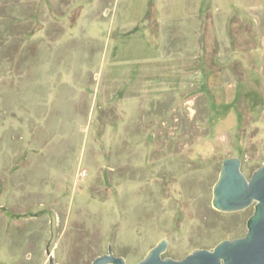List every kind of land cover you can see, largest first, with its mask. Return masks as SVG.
<instances>
[{"label":"rangeland","instance_id":"obj_1","mask_svg":"<svg viewBox=\"0 0 264 264\" xmlns=\"http://www.w3.org/2000/svg\"><path fill=\"white\" fill-rule=\"evenodd\" d=\"M227 157L264 165V0H0V264L243 237Z\"/></svg>","mask_w":264,"mask_h":264},{"label":"water","instance_id":"obj_2","mask_svg":"<svg viewBox=\"0 0 264 264\" xmlns=\"http://www.w3.org/2000/svg\"><path fill=\"white\" fill-rule=\"evenodd\" d=\"M241 159L227 157L215 187V206L231 211L253 207L247 234L233 240H223L214 248H199L187 256L163 257L169 242L155 246L137 264H264V165L249 178ZM129 264L128 256L106 253L93 264ZM50 264L52 258L50 256Z\"/></svg>","mask_w":264,"mask_h":264},{"label":"trees","instance_id":"obj_3","mask_svg":"<svg viewBox=\"0 0 264 264\" xmlns=\"http://www.w3.org/2000/svg\"><path fill=\"white\" fill-rule=\"evenodd\" d=\"M206 111H207L206 106H203V107H202V112H201V113H202V114H205ZM203 118H204V117H202V119H203ZM204 133H205V132H204Z\"/></svg>","mask_w":264,"mask_h":264},{"label":"flooded vegetation","instance_id":"obj_4","mask_svg":"<svg viewBox=\"0 0 264 264\" xmlns=\"http://www.w3.org/2000/svg\"><path fill=\"white\" fill-rule=\"evenodd\" d=\"M241 162H242V160H241ZM241 165H242V163H241Z\"/></svg>","mask_w":264,"mask_h":264}]
</instances>
